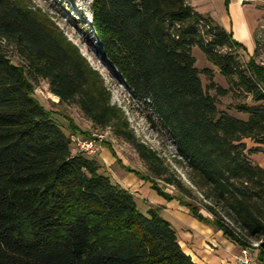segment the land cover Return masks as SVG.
I'll return each mask as SVG.
<instances>
[{"label":"trees","instance_id":"trees-1","mask_svg":"<svg viewBox=\"0 0 264 264\" xmlns=\"http://www.w3.org/2000/svg\"><path fill=\"white\" fill-rule=\"evenodd\" d=\"M189 1L91 0L86 31L147 120L168 134L191 184L210 203L203 204L208 217L185 200L191 190L167 177L164 160L136 138L100 74L47 15L23 0H0V264H197L162 208L141 212L97 157L71 148L70 136L88 135L64 117L71 133L65 134L57 114L34 96L40 80L59 105L76 106L92 126L111 128L130 144L151 176L124 167L106 145L121 169L241 250L256 249L264 264V168L250 158L264 153L259 40L242 61L246 48ZM195 48L226 88L214 82L212 69L196 67ZM228 95L235 101L227 108L246 120L218 109ZM245 140L258 146L248 148ZM158 179L181 194L163 191Z\"/></svg>","mask_w":264,"mask_h":264},{"label":"rangeland","instance_id":"rangeland-1","mask_svg":"<svg viewBox=\"0 0 264 264\" xmlns=\"http://www.w3.org/2000/svg\"><path fill=\"white\" fill-rule=\"evenodd\" d=\"M90 2L91 0H23V3L27 4L32 9H40L42 13L46 14L49 20L55 27H57V29H59V31L63 33L66 39L79 49V52L86 59L88 64L102 77L106 88L111 94L110 103L124 112L129 127L135 134L136 138L141 143L154 150L158 156L164 160L165 165L169 169L167 177L180 180L186 188L190 189L192 195H187L186 197L184 195L186 198L185 200H187L188 203L195 205L199 208V210H201V213L204 216L208 217V213L203 209V204H208L209 202L206 201L202 193L191 184L187 174L188 170L185 164L180 162V158L177 157L175 146L168 134L160 126H157L156 128L153 127L147 120L145 117L146 111L142 109L141 105L132 98L130 91L122 84L118 72L114 70L102 57V50H100V47L96 45L98 41L95 39L93 40V38L90 37L86 31L90 25L92 17ZM262 4H264V1ZM255 30V39H258L260 44L255 59L258 63L264 64V11L258 19V25ZM240 54L242 55V61L247 62L248 58L252 56L253 53H249L246 49V53L241 52ZM193 55L196 59V67L199 70L204 68L212 69L214 73V82L224 88L227 87L225 80L220 76L217 69L206 61L205 57L198 49L195 48L193 50ZM11 59L15 64L19 63V59L16 55H12ZM200 78L203 85L206 86L207 81L205 77L201 75ZM210 93L212 95L214 94L213 91ZM34 96L46 109L57 114V119L59 120L65 134L70 135L71 133L69 132V124L64 117L72 120L73 124L80 129L81 132H86L88 136L93 133H100L105 136V144L102 146V150L97 157L102 164L101 171L105 175H108L112 181L122 184L125 188L130 190L133 195H135V201L138 209L145 213L149 204L147 202L148 200L146 194L142 193V189L151 188L150 184L140 183V181L136 182L138 184L137 187L134 184H130L129 180H131V176L133 175L127 173L124 169L122 170L116 161L112 162L114 158L109 151H106V155L111 161L107 163L102 152L104 146H111L124 167H129L132 170L138 171L141 174L150 177L151 174L148 171L146 164L139 158L132 146L124 140L115 137L111 128L101 130L92 126L90 121L83 116L76 106L59 105L57 97L53 96L49 92V87L46 81L40 80L37 84H35ZM234 101L235 100L231 95L219 98L217 107L219 110L228 111V113L236 118L246 120L247 115L238 114L234 110L227 108V106L232 104ZM246 142L248 144L249 141ZM71 148L76 151V147L73 143H71ZM126 176L128 177L127 180H125ZM156 184L168 194H181L174 185H166L162 180H156ZM172 202L178 203L176 201ZM173 203L172 205L175 206ZM169 207H171V205H169L166 209L164 217L172 215L173 209ZM208 226L215 228L212 225ZM254 246H257V244ZM182 249L184 250L185 248L182 247ZM251 251L255 257L257 255V250L255 249ZM241 252L242 250L238 255L232 257L230 262L237 264L235 258L241 256ZM255 263L258 264V261Z\"/></svg>","mask_w":264,"mask_h":264},{"label":"crops","instance_id":"crops-1","mask_svg":"<svg viewBox=\"0 0 264 264\" xmlns=\"http://www.w3.org/2000/svg\"><path fill=\"white\" fill-rule=\"evenodd\" d=\"M263 1L190 0L189 3L199 14L210 16L218 25L231 33L233 40L245 47L249 53H253L255 48V29L258 25V19L264 11ZM246 141H249L248 144ZM245 143L248 148L258 146L250 140H245ZM260 147L264 150V146ZM106 151L109 150L104 146L102 152L105 157H103L108 163L111 160L107 157ZM250 158L264 168L263 152L252 154ZM113 161L115 160L113 159ZM127 179L128 177L126 176L125 180ZM137 181L144 183L135 175L131 176V180H129L130 184H134L136 187L138 185ZM142 191L147 196L148 206L162 208V217L175 228L180 238L179 244L185 248L184 252L193 261L197 264H234L230 261L232 257L240 253L241 248L225 238L222 232L195 220L189 215L185 207L178 205V203L167 202L155 194L156 192L151 188H143ZM169 205H171L169 208L173 209V213L172 215H168V217H164Z\"/></svg>","mask_w":264,"mask_h":264},{"label":"built area","instance_id":"built-area-1","mask_svg":"<svg viewBox=\"0 0 264 264\" xmlns=\"http://www.w3.org/2000/svg\"><path fill=\"white\" fill-rule=\"evenodd\" d=\"M72 143L76 149L90 158L98 157L105 144V136L100 133H93L88 137H79L77 135L70 136ZM251 250H242L241 256L236 257L237 264H256V256L254 257Z\"/></svg>","mask_w":264,"mask_h":264}]
</instances>
